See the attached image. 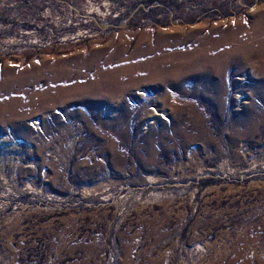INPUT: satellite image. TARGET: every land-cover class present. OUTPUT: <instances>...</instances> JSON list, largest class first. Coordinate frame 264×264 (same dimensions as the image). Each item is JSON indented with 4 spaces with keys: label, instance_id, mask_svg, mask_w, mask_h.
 I'll list each match as a JSON object with an SVG mask.
<instances>
[{
    "label": "rangeland",
    "instance_id": "1",
    "mask_svg": "<svg viewBox=\"0 0 264 264\" xmlns=\"http://www.w3.org/2000/svg\"><path fill=\"white\" fill-rule=\"evenodd\" d=\"M0 264H264V0H0Z\"/></svg>",
    "mask_w": 264,
    "mask_h": 264
},
{
    "label": "bare ground",
    "instance_id": "2",
    "mask_svg": "<svg viewBox=\"0 0 264 264\" xmlns=\"http://www.w3.org/2000/svg\"><path fill=\"white\" fill-rule=\"evenodd\" d=\"M199 61L201 63H203L206 68H211L210 70H213V67H215V65H216L217 58L203 59V60H199Z\"/></svg>",
    "mask_w": 264,
    "mask_h": 264
}]
</instances>
